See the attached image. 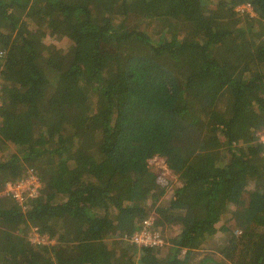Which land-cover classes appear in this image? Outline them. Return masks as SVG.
Returning <instances> with one entry per match:
<instances>
[{"label":"trees","instance_id":"16d2710c","mask_svg":"<svg viewBox=\"0 0 264 264\" xmlns=\"http://www.w3.org/2000/svg\"><path fill=\"white\" fill-rule=\"evenodd\" d=\"M263 130L264 0H0V264H264Z\"/></svg>","mask_w":264,"mask_h":264},{"label":"built area","instance_id":"2783aa9c","mask_svg":"<svg viewBox=\"0 0 264 264\" xmlns=\"http://www.w3.org/2000/svg\"><path fill=\"white\" fill-rule=\"evenodd\" d=\"M244 9L251 12V6L249 4L238 7V10ZM27 169V173L23 177L6 182L1 194L12 197L22 203L28 198L38 197L43 188V183L33 167L30 166ZM155 219L154 215L145 218L141 223V227L131 235L126 234L122 238V241L138 246L158 248L163 246L166 242L160 232L154 228ZM34 235L30 237L31 241L42 244L48 243L47 238L41 237L36 232Z\"/></svg>","mask_w":264,"mask_h":264},{"label":"rangeland","instance_id":"374dc122","mask_svg":"<svg viewBox=\"0 0 264 264\" xmlns=\"http://www.w3.org/2000/svg\"><path fill=\"white\" fill-rule=\"evenodd\" d=\"M20 22H24L23 19L20 20ZM74 34L77 33L76 31L73 32ZM45 43H47V40L45 39L44 41ZM261 140L262 142H264V130L263 131H260L258 132V137H257V140ZM150 166H151V169L156 172L158 175L160 176H163L167 181H176L177 177L176 175H174L167 167V164L165 162V160L163 158H160V157H156V158H153L150 160ZM170 193H168V196H169ZM243 196L239 195L238 193L236 192H231L229 194V197H239L241 200H242V203L239 204L240 206H236V205H231L230 207L232 208V210H238V212H242V208L245 207L247 208V206L250 204L251 202V197L249 196L248 193H243L242 194ZM167 196V197H168ZM230 225H234L235 224V221L234 220H231L229 222ZM240 230H238L236 233H241V231L239 232ZM32 232V231H31ZM30 232V237H33L35 236L34 233L31 234ZM122 244H125V242H121ZM204 256V251H202L200 253V255H198L196 257V259H201L202 257Z\"/></svg>","mask_w":264,"mask_h":264},{"label":"crops","instance_id":"0c3cea01","mask_svg":"<svg viewBox=\"0 0 264 264\" xmlns=\"http://www.w3.org/2000/svg\"><path fill=\"white\" fill-rule=\"evenodd\" d=\"M40 236L43 237V238H47L48 239V243H54V240L49 239V236L48 235H40ZM121 241H122V239H121ZM122 242H124V241H122ZM48 243H46V244H48Z\"/></svg>","mask_w":264,"mask_h":264},{"label":"clouds","instance_id":"9594fccd","mask_svg":"<svg viewBox=\"0 0 264 264\" xmlns=\"http://www.w3.org/2000/svg\"><path fill=\"white\" fill-rule=\"evenodd\" d=\"M30 167V166H29Z\"/></svg>","mask_w":264,"mask_h":264}]
</instances>
